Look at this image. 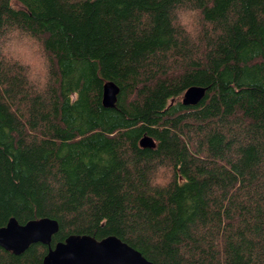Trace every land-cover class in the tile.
Listing matches in <instances>:
<instances>
[{
    "label": "trees",
    "instance_id": "trees-1",
    "mask_svg": "<svg viewBox=\"0 0 264 264\" xmlns=\"http://www.w3.org/2000/svg\"><path fill=\"white\" fill-rule=\"evenodd\" d=\"M181 4L201 12L198 46L170 25ZM9 33L50 84L0 61V227L48 218L51 248L113 236L152 264H264V0H0Z\"/></svg>",
    "mask_w": 264,
    "mask_h": 264
},
{
    "label": "water",
    "instance_id": "water-1",
    "mask_svg": "<svg viewBox=\"0 0 264 264\" xmlns=\"http://www.w3.org/2000/svg\"><path fill=\"white\" fill-rule=\"evenodd\" d=\"M204 92L205 89L201 87L187 88L181 104L195 106L203 98ZM117 93L116 85L106 82L101 92L102 107L112 108ZM138 146L152 149L154 142L151 138L143 136ZM57 230V223L48 218L29 220L22 225L10 218L3 227H0V248L18 256L30 245L41 244L47 248L41 264H152L139 252L113 236L95 240L90 236L70 235L51 248L50 241Z\"/></svg>",
    "mask_w": 264,
    "mask_h": 264
},
{
    "label": "clouds",
    "instance_id": "clouds-1",
    "mask_svg": "<svg viewBox=\"0 0 264 264\" xmlns=\"http://www.w3.org/2000/svg\"><path fill=\"white\" fill-rule=\"evenodd\" d=\"M169 22L171 27L187 39L192 46H198L201 43L204 24L198 8L178 5L171 10ZM13 39L15 37L11 33L0 36V61L17 65L23 69L26 86L38 95L44 94L50 84L48 66H38L32 63L20 64L12 58L9 53Z\"/></svg>",
    "mask_w": 264,
    "mask_h": 264
},
{
    "label": "rangeland",
    "instance_id": "rangeland-1",
    "mask_svg": "<svg viewBox=\"0 0 264 264\" xmlns=\"http://www.w3.org/2000/svg\"><path fill=\"white\" fill-rule=\"evenodd\" d=\"M13 48L15 49V51H19L15 53V56L18 57V55H21L22 58L19 59H21L22 62H24L25 64L32 63L33 61L36 60V58H33L34 55L32 56L31 53H29V51L27 52L25 50H21L22 47H20L19 45L15 44Z\"/></svg>",
    "mask_w": 264,
    "mask_h": 264
}]
</instances>
